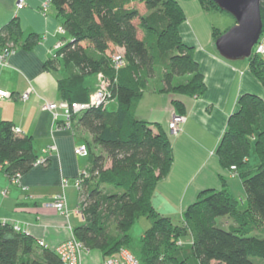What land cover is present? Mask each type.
<instances>
[{"label":"trees","instance_id":"16d2710c","mask_svg":"<svg viewBox=\"0 0 264 264\" xmlns=\"http://www.w3.org/2000/svg\"><path fill=\"white\" fill-rule=\"evenodd\" d=\"M49 1L66 30L65 43L57 50L61 59L55 62L70 73L58 82L61 98L88 100L94 88L87 78L102 74L111 82L112 97L118 103L116 109L92 107L74 116L93 136L87 144L90 176L82 186L87 194V207L82 210L85 223L74 227V237L106 258L131 243V226L146 217L151 226L136 255L141 264H190L175 253L184 245H189L196 264H264V98L249 92L240 96L216 150L223 168H230L242 181L247 206L240 208V201L220 176L224 187L202 191L184 210L182 222L175 224L153 203L158 182L174 162L172 134L169 126L167 130L159 122L139 119L136 109L156 68L163 70L161 91L190 96L206 91L194 46L180 32L187 19L181 5L178 0ZM203 4L223 11L213 0H203ZM261 13L264 34V0ZM225 31L214 29V43ZM8 32L18 40V23L11 22ZM37 38L30 34L26 48H32ZM0 45L11 47L3 45L1 38ZM119 53L125 64L116 68L114 57ZM247 60L250 72L264 86V59L254 50ZM54 61L50 59L46 66ZM177 76L187 78L175 82ZM172 104L177 113H186L182 101L174 99ZM92 145L101 146L106 154L95 153ZM252 150L259 161L246 168ZM38 157L31 136L14 132L11 121L1 122L0 164L10 178L29 172ZM226 216L233 219L229 229L216 224L218 217ZM185 236L189 240H182ZM0 264L64 262L54 247L42 248L30 234L6 223L0 224Z\"/></svg>","mask_w":264,"mask_h":264},{"label":"crops","instance_id":"0c3cea01","mask_svg":"<svg viewBox=\"0 0 264 264\" xmlns=\"http://www.w3.org/2000/svg\"><path fill=\"white\" fill-rule=\"evenodd\" d=\"M18 1L0 0V38L3 45L16 46L15 53L3 60L0 57V89L11 93L9 98L0 99V124L4 120L11 121L13 127L20 128L22 136H31L35 154L47 156L48 162L33 167L19 182L13 181L0 167V223L19 224L35 240L44 239L49 246L56 247L74 235L71 218L73 213L79 214L82 190L77 189L73 181L82 168L91 166L90 158L76 155L74 147L87 145L93 136L77 119L71 129H57L52 112L43 108L45 101L62 99L58 82L70 75L65 66L55 65L56 60L61 59L57 54V44L63 36L58 31L61 19L52 5L43 12L45 0H24L21 8L17 6ZM13 21L18 23L21 33L16 41L14 38L18 36L10 38L8 32ZM180 32L183 38H188L184 40L186 43L196 47L195 58L206 81L205 93L190 96L161 91L165 86L161 81L163 70L156 68L136 109L139 119L159 122L168 130L173 113L177 112L173 100L178 99L185 105L187 120L183 130L171 135L172 168L158 182L153 196V203L162 214L156 204H167V199L171 200L169 204H182L184 211L202 191L222 189L224 182L220 176L225 177L228 189L234 187L233 180L239 177L230 168H223L217 147L229 117L238 109L240 96L249 92L264 98V86L250 72L249 64L224 59L210 44L201 46L197 31L187 20ZM30 34L38 38L32 48L27 49L25 42ZM119 51L123 53L124 49L119 48ZM50 59L55 61L47 67ZM96 78H87V84L94 89ZM31 86L34 89L24 100L22 94ZM50 145H56L57 149L46 153L44 150ZM91 150L106 154L98 145H92ZM63 177L70 180L65 189L66 214L51 205L54 196L63 190ZM175 192L180 194L174 198ZM88 259L82 260V264H100L104 256L101 253Z\"/></svg>","mask_w":264,"mask_h":264},{"label":"built area","instance_id":"2783aa9c","mask_svg":"<svg viewBox=\"0 0 264 264\" xmlns=\"http://www.w3.org/2000/svg\"><path fill=\"white\" fill-rule=\"evenodd\" d=\"M50 5L49 0H45L43 3L42 10L43 12H47L48 7ZM19 8L24 6V0H19L18 5ZM58 31L61 34L66 32L63 25L58 27ZM65 41L62 39L57 44L58 49L64 45ZM260 55L264 59V34H261L258 42L253 47V51ZM16 49L14 47H1L0 45V57L1 59H5L11 54L15 53ZM114 64L116 68L121 67L125 64V60L122 53L117 54L114 57ZM99 84L96 86L94 91L90 94V97L86 101H69L67 99H61L59 101H45L43 108L49 110L53 114L54 121L56 123L57 129H71L73 127L74 116L92 108V107H100L103 106L105 108L108 107L109 103L115 100L112 97L110 85L111 82L103 77L102 74L98 75ZM33 87H29L27 91L22 94V98L27 100L30 97L31 92L33 91ZM11 93L8 90L0 89V99L9 98ZM187 120V116L185 114H179L177 112L173 113L172 119L169 123V131L172 135H177L183 130V124ZM13 131L16 133H21L20 128L13 127ZM57 149L56 145L48 146L44 151L46 153H52ZM74 152L76 155L88 157L89 149L88 146L84 144H78L74 147ZM48 157L45 155L39 156L35 162L34 166L47 165ZM2 167V164H0ZM231 169H235V166H232ZM90 176V170L87 167H84L80 170L79 175L74 178V185L77 189L82 190V186L85 178ZM21 178L20 174H17L13 181L19 182ZM70 180L66 177H63L61 180L62 191L57 193L53 198V203L51 204L59 213L66 214L68 213L67 199L65 189L68 187ZM79 214H82V209L80 208ZM0 224H6V222H1ZM16 231H22L27 234L29 232L27 230L23 231L19 224L12 225ZM37 243L42 248H49V244L44 239H37ZM56 253L61 257V260L64 264H82V256L83 254H87L91 252L88 250L85 245L73 237L56 247H54ZM100 264H141L140 259L130 251L128 248L123 247L114 255L108 256L104 258V260Z\"/></svg>","mask_w":264,"mask_h":264},{"label":"rangeland","instance_id":"374dc122","mask_svg":"<svg viewBox=\"0 0 264 264\" xmlns=\"http://www.w3.org/2000/svg\"><path fill=\"white\" fill-rule=\"evenodd\" d=\"M179 4L181 5L185 15L187 22H190L191 26L200 38L199 43L202 46V43L210 44L211 47L217 51L216 45L213 39V32L214 29H219L220 31H225L230 28L235 23V17L225 11L220 10H213L207 9L204 4L203 0H178ZM263 34V32H262ZM182 35V33H181ZM183 37V36H182ZM185 41L188 39L184 36L183 38ZM189 44V43H188ZM190 45V44H189ZM192 46V45H191ZM204 47V46H203ZM196 47L194 46V49ZM117 51V50H116ZM122 52V51H119ZM218 52V51H217ZM219 53V52H218ZM231 62H240L242 64H249L247 59H240ZM187 76H177L174 78L175 82H183ZM96 86L99 84V79L96 78L95 82ZM157 84V81L154 82ZM96 88V87H95ZM109 109H116L117 108V100H113L108 105ZM90 136V135H88ZM258 157L254 150L251 151V155L249 158V164L246 168H253L258 163ZM111 165V160L107 158L106 166L109 167ZM234 187L229 189L236 198L240 201V208L243 209L247 206L246 201V194L245 189L242 185V182L239 178L234 179ZM81 195V204L80 208L84 210L87 207V194L85 195L84 191L82 190ZM179 192L173 193L174 198L178 195ZM180 194V193H179ZM167 204H156L159 208L162 209L163 215L171 217L172 221L175 224H180L183 219V206L182 204H169L171 203L170 199L166 200ZM246 204V205H245ZM172 212V213H170ZM165 213V214H164ZM233 222L231 217H218L216 219V224L222 226L226 229H229L230 223ZM71 223L76 227L85 223V219L82 217L81 214H72ZM151 226V221L146 217H140L130 228L129 234L131 236V243L126 244L125 246L132 251L134 254L139 256L140 248L142 244V237L145 231ZM185 236L182 240L186 241L189 240V237ZM164 249H162L163 251ZM176 255L184 259L186 258L190 264H196L197 259L192 255L190 251L189 245L182 246L181 249L176 250ZM101 252L97 249L91 250L89 253H85L82 256V259L86 261L89 260L90 256L100 255ZM258 260V258H256Z\"/></svg>","mask_w":264,"mask_h":264},{"label":"water","instance_id":"95a60500","mask_svg":"<svg viewBox=\"0 0 264 264\" xmlns=\"http://www.w3.org/2000/svg\"><path fill=\"white\" fill-rule=\"evenodd\" d=\"M235 17V23L215 41L220 56L229 61L247 59L263 32L262 0H213Z\"/></svg>","mask_w":264,"mask_h":264}]
</instances>
